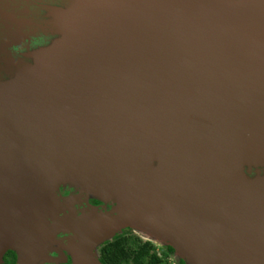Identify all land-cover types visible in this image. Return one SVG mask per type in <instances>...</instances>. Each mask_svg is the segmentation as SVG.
<instances>
[{
    "label": "water",
    "instance_id": "water-1",
    "mask_svg": "<svg viewBox=\"0 0 264 264\" xmlns=\"http://www.w3.org/2000/svg\"><path fill=\"white\" fill-rule=\"evenodd\" d=\"M64 2L50 46L0 53V260L68 234L98 264L101 240L147 222L200 264H264V0ZM66 184L83 196L62 203ZM84 196L132 209L77 217Z\"/></svg>",
    "mask_w": 264,
    "mask_h": 264
},
{
    "label": "flooded vegetation",
    "instance_id": "flooded-vegetation-1",
    "mask_svg": "<svg viewBox=\"0 0 264 264\" xmlns=\"http://www.w3.org/2000/svg\"><path fill=\"white\" fill-rule=\"evenodd\" d=\"M64 1L0 0V12L5 10L8 14L12 13L11 15L15 16L14 21H8L0 13V53H2V46L8 40L10 43L7 53L13 59H24L27 53L50 46L57 36L47 27L50 21L48 8L63 6ZM21 21L24 22L23 25H20ZM250 176L254 178L264 176V167L253 168ZM79 194V190L70 184L62 185L59 190L62 203L69 202ZM81 196L83 195H79ZM84 197L73 207V212L77 217L90 215L96 211L98 213L110 211V207L114 204L113 202H101L102 200L96 197ZM66 213L69 214V211ZM68 236V234L54 236L49 242L50 250L35 264H77L70 250L63 246V239ZM141 249L150 251L153 258H150L145 251L140 259L136 260ZM94 253L98 264H185L182 260L172 263L176 260L173 246L167 245L158 250L153 242L141 240L131 229H124L120 234L96 246ZM19 259V252L16 249H10L4 253L0 264H20Z\"/></svg>",
    "mask_w": 264,
    "mask_h": 264
},
{
    "label": "rangeland",
    "instance_id": "rangeland-1",
    "mask_svg": "<svg viewBox=\"0 0 264 264\" xmlns=\"http://www.w3.org/2000/svg\"><path fill=\"white\" fill-rule=\"evenodd\" d=\"M122 197H120L118 200H115V201L114 200H110V199H103L101 202H104V203L113 202L114 203L113 206L110 207V211L106 210V211L100 212V213H98V211H96V212H93V214L96 213L97 215H100V216L104 215V216H106V218L110 219V218H114V216L118 215V213L116 212V209L122 208V209H125V210L126 209L131 210L132 207L130 205H128L126 207L123 206L125 201H124V199ZM78 202L79 201H73V204L76 205ZM137 203H140L141 205L144 204V202L141 201V200H137ZM133 208H135V207H133ZM119 214H120V212H119ZM106 218H105V220H106ZM126 221H127V223H130V220H126ZM150 225H152V224H150ZM124 229H131L133 231V233L137 237H139L141 240H143V241H150L151 243L153 242L157 246L158 250L160 248L166 247L168 245V242H167L166 238H163L161 235H157L155 229L151 228L149 226V224H147V222L145 224H143V225H140V227H137V226L131 227L130 225H124L122 228H120L118 231H116V233L111 238H113L117 234H120ZM111 238H109V239H111ZM109 239L101 240L99 242V245L104 243L105 241H107ZM174 257H175L176 260H173L172 263H176L177 261L182 260L185 264H196V263L200 264V260H197L194 254H189V253L188 254H184L183 252L179 251L178 249H175ZM240 261L241 260H238V258H237L234 261L233 264H235V262H236V264H240Z\"/></svg>",
    "mask_w": 264,
    "mask_h": 264
},
{
    "label": "trees",
    "instance_id": "trees-1",
    "mask_svg": "<svg viewBox=\"0 0 264 264\" xmlns=\"http://www.w3.org/2000/svg\"><path fill=\"white\" fill-rule=\"evenodd\" d=\"M145 251H146V253L150 256V258H153V256L150 254V251H147V250H145V249H141L140 251H139V254H138V258L136 259V260H139L140 259V257H141V255H143L144 253H145ZM142 253V254H141Z\"/></svg>",
    "mask_w": 264,
    "mask_h": 264
}]
</instances>
